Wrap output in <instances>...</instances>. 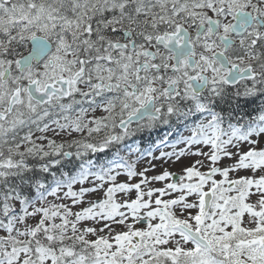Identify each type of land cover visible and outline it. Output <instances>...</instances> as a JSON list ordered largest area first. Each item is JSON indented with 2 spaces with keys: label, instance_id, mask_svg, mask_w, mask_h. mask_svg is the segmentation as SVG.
Here are the masks:
<instances>
[{
  "label": "snow or ice",
  "instance_id": "1",
  "mask_svg": "<svg viewBox=\"0 0 264 264\" xmlns=\"http://www.w3.org/2000/svg\"><path fill=\"white\" fill-rule=\"evenodd\" d=\"M0 264H264V0H0Z\"/></svg>",
  "mask_w": 264,
  "mask_h": 264
}]
</instances>
